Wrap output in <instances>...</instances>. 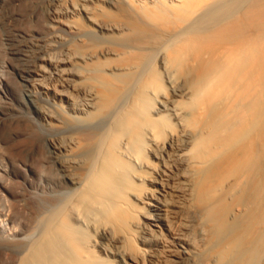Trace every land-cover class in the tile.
Segmentation results:
<instances>
[{
    "label": "bare ground",
    "instance_id": "6f19581e",
    "mask_svg": "<svg viewBox=\"0 0 264 264\" xmlns=\"http://www.w3.org/2000/svg\"><path fill=\"white\" fill-rule=\"evenodd\" d=\"M0 28L53 131L14 125L4 264H264V0H0Z\"/></svg>",
    "mask_w": 264,
    "mask_h": 264
},
{
    "label": "rangeland",
    "instance_id": "374dc122",
    "mask_svg": "<svg viewBox=\"0 0 264 264\" xmlns=\"http://www.w3.org/2000/svg\"><path fill=\"white\" fill-rule=\"evenodd\" d=\"M0 35H1L0 36V42L2 41L1 39H3L1 47H0V53L4 51V53H1L2 55L0 54V160H1L0 161V187H1L0 188V236L2 238L4 237L6 240H9V237H10V240H12L11 239L12 237H13V239H17V238L18 239H21V238L24 239L23 236L25 237L26 234L25 233H19L22 225L21 224H16V222L17 223H19V222L21 223V220L19 221V218L21 216L17 219V221H15V226L16 227L14 226V228H13L12 227L13 226V222H12L10 216H8V215L6 216V214H8V213L13 214V212H15L17 210L16 202H15V204H14V202L12 203V201H14L13 195L17 196V199H19V202H20V203L19 202L18 203L21 204L22 202L23 203L25 202L24 201L25 198H23L24 195H25V192H27V189L30 190V188H27V185L25 184V181H24L25 172L20 167L21 166V159H20L19 153H20V150L25 149V147L27 149H28V147L31 148L33 144L30 143L29 141H28L29 142V144H28L27 139H24L26 141L23 140L24 135L26 133V130L24 129L23 125H19V124H18V126L17 125L14 126V125L16 124V122L20 118L21 119L25 118V119H29L30 122L33 123V125L36 128H38V131L40 133V137L42 138V142L40 141L39 147L38 146L36 147L38 151L45 149L43 138L44 139L48 138V137H50V135L52 137L53 136V131L48 129V128H46L42 124V122L37 118L35 113L32 112L31 110H29L28 108H26L24 106V104L20 101L18 96H16V89H17L18 85L15 83L14 79L10 80V82H8L9 84H6V86L4 84H2L3 80H5V78H6V72H7L6 69L9 68V66H6L8 64L7 63L8 62V58H7L8 57V51H7L8 50V48H7L8 44L4 43L6 41V40L4 41V39H5V31H3L1 28H0ZM3 36H4V38H3ZM1 49H2V51H1ZM5 51H7V55H6L7 59L5 58V53H6ZM2 58H4L5 60L2 59ZM2 61H4V62H2ZM4 109H5V111H4ZM20 115L23 118L20 117ZM1 130H3V131H1ZM22 131H23V133H22ZM22 140H23V142H22ZM25 142H27V143H25ZM14 143H15V145H14ZM41 143L43 145H41ZM19 144H21V145H19ZM1 145H2V147H1ZM19 163H20V166H19ZM2 174L4 175L3 177H2ZM5 179H6V181H5ZM2 181L4 183L7 182L6 183L7 186L4 183L2 185ZM15 186L16 187L18 186V187L16 188ZM33 190L37 192L36 188L33 189ZM3 193L5 195L9 196V197L5 196ZM10 200H11L12 204L10 203ZM5 204H6V206H5ZM10 205H12V207ZM8 206H10V207H8ZM6 207H7V209H6ZM13 207L14 208L16 207V208L14 209ZM9 208H11V210L13 208V210L9 211L10 210ZM6 211L7 212L9 211V212L7 213ZM17 211L19 212V210H17ZM21 213L22 212L20 211L17 216L21 215ZM2 221H3L4 224L2 223ZM12 233H14V234H12ZM4 256H5V253L3 251L0 252V261L3 260V263L0 262V264H4V258H3Z\"/></svg>",
    "mask_w": 264,
    "mask_h": 264
}]
</instances>
